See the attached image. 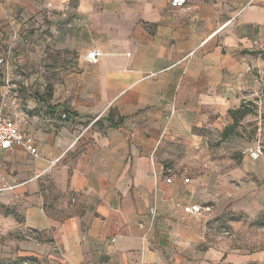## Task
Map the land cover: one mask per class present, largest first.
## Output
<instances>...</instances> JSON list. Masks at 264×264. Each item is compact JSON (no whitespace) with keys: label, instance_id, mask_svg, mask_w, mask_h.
<instances>
[{"label":"crops","instance_id":"1","mask_svg":"<svg viewBox=\"0 0 264 264\" xmlns=\"http://www.w3.org/2000/svg\"><path fill=\"white\" fill-rule=\"evenodd\" d=\"M172 1L0 0V106L38 152L3 153L0 217L41 264L262 258L208 222L228 112L263 91L264 0Z\"/></svg>","mask_w":264,"mask_h":264},{"label":"rangeland","instance_id":"2","mask_svg":"<svg viewBox=\"0 0 264 264\" xmlns=\"http://www.w3.org/2000/svg\"><path fill=\"white\" fill-rule=\"evenodd\" d=\"M247 102H250L252 113L240 121L226 140L219 141L220 174L215 183L217 188L211 193L213 200L210 203L216 215L209 220L208 225L220 241L227 243L230 250L258 254L262 258L255 264H264L262 94L259 98L254 97ZM257 145L263 148V154L259 159L253 160L250 158V151ZM33 237V233L25 232L0 217V260L6 263L19 257L34 258L24 254L25 245L33 240Z\"/></svg>","mask_w":264,"mask_h":264},{"label":"built area","instance_id":"3","mask_svg":"<svg viewBox=\"0 0 264 264\" xmlns=\"http://www.w3.org/2000/svg\"><path fill=\"white\" fill-rule=\"evenodd\" d=\"M185 3V0H173L172 5L173 6H181ZM101 56V51L97 48L92 49L86 53V60L92 64L96 65L99 61V57ZM2 63V60H0V64ZM5 92L3 94L4 96H8L11 85L8 79H5L4 84ZM14 105V102H12ZM62 120L66 119V115L61 116ZM18 120H14L8 116L3 107L0 106V179H1V171H3L4 165L2 161V155L3 153L7 151H11L14 148H21L31 156L37 157L38 152L35 145V141L32 136L25 134L20 130ZM263 154V148L257 145L253 150L250 151V158L253 160L259 159ZM185 182H188V180H184ZM167 183H170L171 180L167 179ZM5 190L4 187L0 188V192ZM183 211L187 214L191 215H202L203 213L210 212V207L208 206H200L198 204L191 205L188 207H184Z\"/></svg>","mask_w":264,"mask_h":264},{"label":"trees","instance_id":"4","mask_svg":"<svg viewBox=\"0 0 264 264\" xmlns=\"http://www.w3.org/2000/svg\"><path fill=\"white\" fill-rule=\"evenodd\" d=\"M262 101L264 103V87L262 91ZM250 102H246L241 104L238 109L230 110L229 116L232 119V124L225 128L222 133V139L226 140L232 133L233 130L239 125L240 121L243 120L247 115L252 113V110L249 108ZM35 241H38L37 237L32 238ZM38 260L36 258H29V257H19L14 261L4 262L0 260V264H38Z\"/></svg>","mask_w":264,"mask_h":264}]
</instances>
